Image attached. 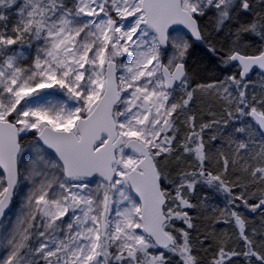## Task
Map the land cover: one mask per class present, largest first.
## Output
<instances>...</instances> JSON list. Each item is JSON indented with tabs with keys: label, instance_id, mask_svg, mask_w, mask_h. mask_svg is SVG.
<instances>
[{
	"label": "snow or ice",
	"instance_id": "6c2138e0",
	"mask_svg": "<svg viewBox=\"0 0 264 264\" xmlns=\"http://www.w3.org/2000/svg\"><path fill=\"white\" fill-rule=\"evenodd\" d=\"M0 264H264V0H0Z\"/></svg>",
	"mask_w": 264,
	"mask_h": 264
}]
</instances>
